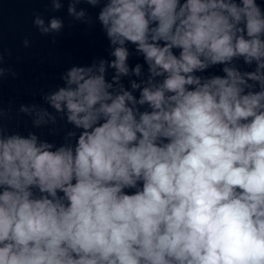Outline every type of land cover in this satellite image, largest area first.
<instances>
[{"label": "clouds", "instance_id": "9594fccd", "mask_svg": "<svg viewBox=\"0 0 264 264\" xmlns=\"http://www.w3.org/2000/svg\"><path fill=\"white\" fill-rule=\"evenodd\" d=\"M81 3L112 58L64 71L52 111L20 106L34 128L71 125L63 143L0 125V264H264V8L69 0L82 23Z\"/></svg>", "mask_w": 264, "mask_h": 264}]
</instances>
